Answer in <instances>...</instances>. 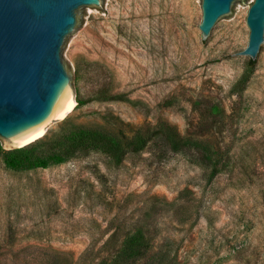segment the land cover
<instances>
[{
	"label": "rangeland",
	"instance_id": "rangeland-1",
	"mask_svg": "<svg viewBox=\"0 0 264 264\" xmlns=\"http://www.w3.org/2000/svg\"><path fill=\"white\" fill-rule=\"evenodd\" d=\"M253 1L211 39L202 0L86 10L75 107L27 146L59 152L84 129L148 140L121 160L11 167L0 139V264H264V56L240 53Z\"/></svg>",
	"mask_w": 264,
	"mask_h": 264
},
{
	"label": "water",
	"instance_id": "water-1",
	"mask_svg": "<svg viewBox=\"0 0 264 264\" xmlns=\"http://www.w3.org/2000/svg\"><path fill=\"white\" fill-rule=\"evenodd\" d=\"M109 0H0V139L14 144L49 130L76 84L69 46L86 30V10ZM251 0H202L200 28L210 39ZM249 41L240 53L264 56V0L251 4ZM73 94V93H72ZM39 139V138H38Z\"/></svg>",
	"mask_w": 264,
	"mask_h": 264
},
{
	"label": "trees",
	"instance_id": "trees-1",
	"mask_svg": "<svg viewBox=\"0 0 264 264\" xmlns=\"http://www.w3.org/2000/svg\"><path fill=\"white\" fill-rule=\"evenodd\" d=\"M254 60H251L253 62ZM100 96L98 99H112L115 96L107 91L104 87L99 89ZM78 98V105L84 103L83 100ZM118 136L112 135L108 132H102L97 130L84 129L78 134L71 137L70 143L64 147L63 150L56 152L54 145L56 143L51 140H41L30 146H23L4 151L6 155L7 164L11 167H23V166H42L49 162L62 161L65 157H76L80 154H86L92 150H99L105 153L108 157L114 160H121L128 152L137 151L143 148L148 138L136 140L133 137H129L127 134ZM67 140V137L65 138ZM63 144V143H62ZM47 145V152L44 154L43 149ZM172 147V146H171ZM172 149L176 150L172 147ZM62 151V152H61ZM26 153H31L26 155ZM205 158V162H209ZM145 252H136L133 260L140 259Z\"/></svg>",
	"mask_w": 264,
	"mask_h": 264
},
{
	"label": "bare ground",
	"instance_id": "bare-ground-1",
	"mask_svg": "<svg viewBox=\"0 0 264 264\" xmlns=\"http://www.w3.org/2000/svg\"><path fill=\"white\" fill-rule=\"evenodd\" d=\"M75 104H76V101H75L74 96H73V94L71 92L65 97L64 102H63V104H62V106H61L56 118L64 117L66 114H68L75 107ZM44 132L39 133V134H37L35 136H32V137H30V138H28L26 140H23V141H21L19 143L14 144V145L15 146H17V145L18 146L28 145V144L36 141L38 138H40L43 135Z\"/></svg>",
	"mask_w": 264,
	"mask_h": 264
}]
</instances>
